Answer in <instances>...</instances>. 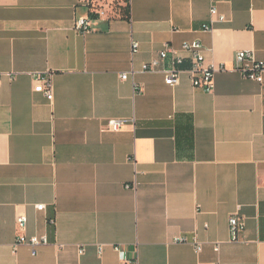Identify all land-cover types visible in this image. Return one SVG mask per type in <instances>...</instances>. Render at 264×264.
<instances>
[{"label": "crops", "instance_id": "0c3cea01", "mask_svg": "<svg viewBox=\"0 0 264 264\" xmlns=\"http://www.w3.org/2000/svg\"><path fill=\"white\" fill-rule=\"evenodd\" d=\"M85 1L0 0V264H123L114 247L139 264H264V76L234 69L239 51L264 63V0H222L223 22L211 0H128V19L125 0H93L99 14ZM194 41L224 67L212 92L140 72L165 43ZM19 234L49 245L14 254Z\"/></svg>", "mask_w": 264, "mask_h": 264}, {"label": "built area", "instance_id": "2783aa9c", "mask_svg": "<svg viewBox=\"0 0 264 264\" xmlns=\"http://www.w3.org/2000/svg\"><path fill=\"white\" fill-rule=\"evenodd\" d=\"M222 0H211L210 15L215 17L219 22L224 21V17L218 14L217 4ZM85 4L89 6L92 13L99 14L95 8V1L86 0ZM76 29L79 33L85 34L91 30L90 22L88 19H78L76 22ZM203 32H210L212 30L211 25H203ZM138 49L137 43L131 45V56H133ZM186 55V56H185ZM188 62V69H185V63ZM162 64L164 67H162ZM161 67V69H160ZM224 67L218 68L213 65L205 64L203 57V47L198 41L182 44L179 50L174 49L170 44L165 43L163 49L159 51L157 59H152L147 63H144L140 67L141 73H154L158 70L164 76V82L166 85L175 87L179 84L182 75L187 74L191 85L195 89L202 90L204 92H212L214 89V75L217 71H222ZM234 69L239 72L244 78L255 81L259 84L263 83L264 76V63L255 59L252 52L239 51L234 56ZM134 70H130L127 73L121 75V80L133 79L135 75ZM43 84L42 93L45 95L49 102L53 101V87L51 81L41 75L35 77ZM137 93H140L138 91ZM128 123L125 119H113L108 122L107 128L112 131H118ZM37 210L42 211L43 205H37ZM16 226L21 233L26 225V217L20 215L16 218ZM229 234L231 242H238L239 235L243 230V222L237 216L233 215L228 220ZM175 243H188L186 238H177ZM49 245L48 238L45 235L27 237L23 234L16 236L13 245L12 252L15 254L17 249L21 246L29 248L32 256L36 255V251L39 247ZM191 245L195 254H200L202 251V245L196 239H192ZM114 250L121 256L123 264H139L136 257H126L119 247H114ZM102 248L99 247L98 254L100 255ZM213 252L218 254L219 247L214 245ZM79 255H82L83 251H78ZM211 264H220L215 261Z\"/></svg>", "mask_w": 264, "mask_h": 264}, {"label": "trees", "instance_id": "16d2710c", "mask_svg": "<svg viewBox=\"0 0 264 264\" xmlns=\"http://www.w3.org/2000/svg\"><path fill=\"white\" fill-rule=\"evenodd\" d=\"M124 2H125V5H124V7H121L120 8V12H121L122 17L124 19H128L129 18V5H128V0H125ZM90 17L92 19H95L96 18V16H94L93 14H90Z\"/></svg>", "mask_w": 264, "mask_h": 264}, {"label": "rangeland", "instance_id": "374dc122", "mask_svg": "<svg viewBox=\"0 0 264 264\" xmlns=\"http://www.w3.org/2000/svg\"><path fill=\"white\" fill-rule=\"evenodd\" d=\"M104 4L108 6L110 3H108V2H104Z\"/></svg>", "mask_w": 264, "mask_h": 264}]
</instances>
